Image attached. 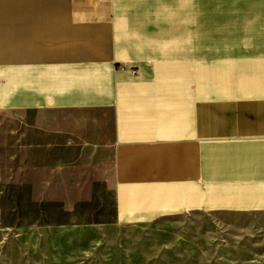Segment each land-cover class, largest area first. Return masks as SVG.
<instances>
[{
	"label": "crops",
	"instance_id": "crops-1",
	"mask_svg": "<svg viewBox=\"0 0 264 264\" xmlns=\"http://www.w3.org/2000/svg\"><path fill=\"white\" fill-rule=\"evenodd\" d=\"M72 9L0 0V115L32 113L51 170L95 154L149 218L264 217V0H80L60 21Z\"/></svg>",
	"mask_w": 264,
	"mask_h": 264
},
{
	"label": "rangeland",
	"instance_id": "rangeland-1",
	"mask_svg": "<svg viewBox=\"0 0 264 264\" xmlns=\"http://www.w3.org/2000/svg\"><path fill=\"white\" fill-rule=\"evenodd\" d=\"M69 1L73 9L62 13L71 16L60 21L79 25L80 0ZM46 134L34 136L31 112L9 107L0 115V264H264L262 215L149 218L119 193L117 178L97 176L108 172L96 171L93 153L69 155L77 158L69 169L51 170L49 160L63 154L49 152Z\"/></svg>",
	"mask_w": 264,
	"mask_h": 264
}]
</instances>
